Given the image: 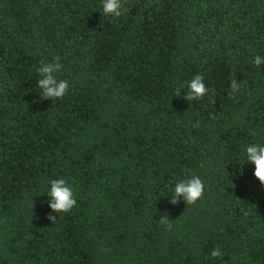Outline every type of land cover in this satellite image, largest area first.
Returning <instances> with one entry per match:
<instances>
[{
  "label": "trees",
  "instance_id": "obj_1",
  "mask_svg": "<svg viewBox=\"0 0 264 264\" xmlns=\"http://www.w3.org/2000/svg\"><path fill=\"white\" fill-rule=\"evenodd\" d=\"M0 264H264V0H0Z\"/></svg>",
  "mask_w": 264,
  "mask_h": 264
}]
</instances>
